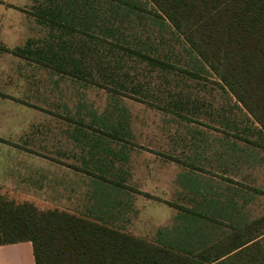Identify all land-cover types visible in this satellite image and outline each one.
Instances as JSON below:
<instances>
[{
  "label": "rangeland",
  "instance_id": "obj_1",
  "mask_svg": "<svg viewBox=\"0 0 264 264\" xmlns=\"http://www.w3.org/2000/svg\"><path fill=\"white\" fill-rule=\"evenodd\" d=\"M135 1L141 9L134 10L122 23L125 35L132 41L130 44L141 47L152 56H160L175 68L169 73L135 58L132 59L135 63H129L127 71L136 80H141L143 88L138 93L123 89H120V93H114L120 100L119 105L122 108L126 105L130 112L135 135L134 147L128 151L131 160L126 166L129 171L127 188L124 190L115 184L111 187L106 182L100 184L113 188V193L122 190L125 197L131 196L135 200L134 207L129 214L117 216L118 220L114 221L116 224L107 221L108 216L103 214L84 216L101 218L108 225H115L138 238L155 242L164 239L173 245L186 244L200 248L230 233L231 225H235L240 215L244 214L233 215L232 219L212 216L224 223L220 225L179 208L198 207L188 202L189 197L186 198V192L177 183L179 173L187 169L194 171L200 176L197 178L201 184L217 189L220 187L221 197L226 201L231 196H239L241 203L245 201L244 197L248 198L252 194L253 199L244 212H249L245 222L253 221L264 216V148L258 144L263 140L254 136L249 121V118H253L247 115L246 109L223 85L218 75L209 69L199 73L196 56L189 55L184 39L149 13L154 10L151 3L147 0ZM35 4L36 0H0V98L61 96L66 98L68 110H82L86 105L90 109L103 111L109 106L113 94L107 86L93 85L62 75L60 80L51 71L23 58L17 60V56L5 50V47L23 46L27 58L29 44L24 45L28 40H38L48 32L47 26L39 23L34 15ZM167 53H173V56L166 58ZM16 77V82L10 81V78ZM184 98L188 111L179 108L173 109L176 112L169 110V101ZM247 138L255 144L248 143ZM204 147L207 150L212 148L207 155L209 158L217 157L216 153L224 151V155L230 158L229 164L236 162L241 165L238 170L243 168L247 172L243 171L245 175L236 177L239 181L235 182L230 176L219 175L216 168H205L202 158ZM233 154L240 160L233 159ZM202 176L208 181L212 178L219 182L210 183ZM140 188H148L154 194L147 192L151 197L143 195L145 191L140 194ZM84 210L82 208L79 211Z\"/></svg>",
  "mask_w": 264,
  "mask_h": 264
},
{
  "label": "crops",
  "instance_id": "obj_2",
  "mask_svg": "<svg viewBox=\"0 0 264 264\" xmlns=\"http://www.w3.org/2000/svg\"><path fill=\"white\" fill-rule=\"evenodd\" d=\"M38 21L47 26L48 32L38 40H28L24 45H30L27 47L30 49L27 58L13 53L15 49L23 46L5 47L7 52L17 56V60L23 58L41 66L60 77V80L62 76H66L93 85L107 86L108 89L123 83L127 88L123 90L134 93L143 88L141 80H136L127 71L129 63H135L133 58H141L115 48L116 38H106L98 27H93L95 31L91 29L89 33L95 37H103L106 39L104 42L78 32H73L71 36L52 30L42 20ZM115 34L120 37L122 45L127 44L132 49L143 50L130 44L132 41L121 27ZM68 41L71 42L70 45L67 44ZM144 53L148 54L145 51ZM7 58L11 59L9 56ZM141 61L152 65L146 59ZM116 71L122 73L121 80L115 75ZM167 71L170 73L172 69ZM100 72L105 73L101 75ZM10 81L16 82L17 77L10 78ZM56 83L59 84V80ZM35 89L39 91L38 86ZM110 91L113 93L112 98L103 111L90 109L86 105L82 110H68L67 100L61 96L20 98L10 93L14 98H0V196L16 203L30 202L40 210H59L75 215L103 214L108 216L107 221L114 224L118 220L117 216L129 214L135 200L129 195L125 197L122 190L113 193V188L100 184L106 182L111 187L115 184L121 189L127 188L129 171L126 166L131 160L128 151H131L135 143L130 112L126 105L123 108L119 105L120 100L114 95L116 92L111 89ZM186 101L185 98L169 101L168 108L171 112H176L173 110L175 108L188 111ZM252 126L254 136L260 138V127L257 123ZM208 150L207 147L203 149L205 168H216L219 175L222 173L226 177L230 176L235 182L239 181L236 177L245 175L243 171L247 172L243 168L238 170L241 165L235 164L236 162L229 164L230 158L224 155V151L216 153L217 157L209 158L207 155L212 148L209 147ZM232 157L240 160L236 154ZM197 177L200 176L189 169L179 173L177 177V183L186 192V198L189 197L188 202L198 206L190 209L218 218L249 214L244 211L253 199L252 194L248 198L244 197L245 201L241 203L239 196H231L226 201L221 197L223 194L220 187L217 189L203 185ZM203 179L208 181L204 177ZM209 181L213 184L219 182L212 178ZM233 190L239 192L240 189ZM138 191L140 194L145 191L143 195L147 192L154 194L148 188H140ZM170 205L174 206L172 203ZM82 208L85 210L80 212ZM109 226L118 229L115 225ZM0 264H36L32 243L0 246Z\"/></svg>",
  "mask_w": 264,
  "mask_h": 264
},
{
  "label": "trees",
  "instance_id": "obj_3",
  "mask_svg": "<svg viewBox=\"0 0 264 264\" xmlns=\"http://www.w3.org/2000/svg\"><path fill=\"white\" fill-rule=\"evenodd\" d=\"M36 2L34 15L52 30L71 36L78 32L104 42L103 37L89 33L98 27L106 38H116L114 47L124 53L146 59L162 70L175 68L158 55L154 58L143 50L122 45L120 37H116L115 32L130 14L141 9L135 0ZM147 2L154 9L149 13L184 39L189 55L196 56V64L199 63L198 72L214 71L242 104L253 118L249 119L252 124L260 127L258 134L263 141L258 144L264 148V0ZM26 52L25 48L13 51L21 56ZM172 56L173 53L165 54L166 58ZM115 75L122 79L120 71ZM122 84L110 89L120 93V89L126 88ZM247 142L255 144L250 138ZM179 208L195 217L224 224L202 211ZM246 217L240 216L231 225V232L220 240L198 248L173 245L164 239L149 241L109 226L101 218L40 210L30 202L16 203L0 196V246L31 242L36 264H264V216L250 222H245Z\"/></svg>",
  "mask_w": 264,
  "mask_h": 264
}]
</instances>
